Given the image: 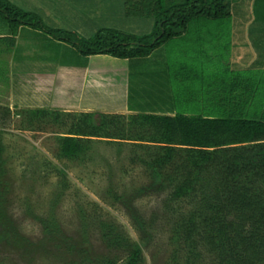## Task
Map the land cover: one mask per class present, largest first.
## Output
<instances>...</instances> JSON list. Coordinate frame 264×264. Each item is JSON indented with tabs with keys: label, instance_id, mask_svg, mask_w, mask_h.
<instances>
[{
	"label": "rangeland",
	"instance_id": "1",
	"mask_svg": "<svg viewBox=\"0 0 264 264\" xmlns=\"http://www.w3.org/2000/svg\"><path fill=\"white\" fill-rule=\"evenodd\" d=\"M232 2L241 6L231 9V17L192 21L189 35L146 60L84 58L75 42L104 28L136 39L149 37L154 19L140 12L154 9L156 0L129 1L133 11H126V18L114 20L115 24L85 19L92 26L83 28L82 19L41 17L53 36L24 26L16 48L6 52L9 46L0 43V264H104L105 260L122 264L128 251L107 245L104 224L114 225L141 246L142 264H167L176 217L166 210L169 190L138 193L151 186L146 169L132 162L135 151L140 155L145 151L130 142L95 139L86 158L69 161L61 158L58 141L68 128L49 119L31 125L28 112L94 113L98 120L101 114L174 116L176 110L168 109H177V103L192 108L188 97L175 101L185 90L186 82L178 76L181 69L199 71L203 61L210 72L224 70L222 62L240 58L241 53L246 61L251 56L264 59V0ZM2 24L0 19V32ZM200 29L205 37L221 41L206 47L205 58H198L197 51L204 46L195 43ZM63 30L78 33L77 38ZM169 70L174 72L172 86L165 78ZM191 85L198 88L196 82ZM161 107L164 110H156ZM114 195L125 196L126 203ZM182 208L189 209L187 203ZM44 222L57 224L60 232L47 234Z\"/></svg>",
	"mask_w": 264,
	"mask_h": 264
},
{
	"label": "trees",
	"instance_id": "2",
	"mask_svg": "<svg viewBox=\"0 0 264 264\" xmlns=\"http://www.w3.org/2000/svg\"><path fill=\"white\" fill-rule=\"evenodd\" d=\"M156 3L154 9L142 8L140 12L154 19L149 37L136 39L115 29H99L92 38L76 40L78 53L84 58L103 55L123 61L150 59L165 45L188 35L192 21L229 18L231 9L241 6L232 0H156ZM126 11L133 10L127 5ZM0 19L4 27L0 43L9 46L6 52L16 48V39L24 26L53 36L36 14L6 0H0ZM62 32L76 38L78 35ZM262 57H258L257 71L250 76H264ZM207 65L202 64L199 71L179 72L186 85L182 84L185 90L179 94L183 98H177L176 102L190 99L194 104L186 108L177 103L174 116L140 113L126 118L101 114L97 120L94 113L74 115L34 110L28 112L29 123L49 119L54 124H64L68 132L58 139L60 156L69 161L86 158L95 139L130 142L134 148L145 151L143 156L135 151L132 162L146 169L151 186L138 193L152 188L169 190L166 210L176 217L167 264H205L206 259L208 264H264V97L257 94L258 98L252 100L240 87L243 85L233 82L238 79L236 75L219 73L222 83H215L218 77ZM169 71L165 78L172 86L170 78L174 72ZM193 82L198 88L209 85L204 100L209 104L197 101ZM254 103L256 109H249L248 105ZM202 106L206 109L196 110ZM2 152L0 147V155ZM114 198L126 203L125 196ZM185 203L188 210L182 208ZM43 225L47 234L60 232L55 223ZM102 231L109 247L128 251L122 264H142L139 244L130 242L112 224H104ZM104 264L119 263L105 260Z\"/></svg>",
	"mask_w": 264,
	"mask_h": 264
},
{
	"label": "crops",
	"instance_id": "3",
	"mask_svg": "<svg viewBox=\"0 0 264 264\" xmlns=\"http://www.w3.org/2000/svg\"><path fill=\"white\" fill-rule=\"evenodd\" d=\"M12 4H14L16 7L20 8L23 11L31 12L36 14L39 18L45 17V18H61V19H82L84 20L82 24H84V27H90L92 26L91 22H88L85 19L89 20H102V21H112V23L115 24L114 20L120 18L124 19L125 12H126V2L127 0H6ZM54 13L53 17L49 16L50 13ZM78 14V15H77ZM91 23V24H90ZM83 30V29H82ZM203 29H200V32ZM199 31V30H198ZM205 31V30H204ZM239 29H234L235 35H239ZM206 32V31H205ZM204 32L202 31V35L198 32L195 37V43L203 45L205 48L209 44H217L218 38H208L205 37ZM190 34V30L188 35ZM200 35V36H198ZM206 35L211 34L207 32ZM240 40L238 39V45ZM247 41V40H246ZM245 41V42H246ZM237 47H240L235 43ZM247 46V45H246ZM202 47V50H198L197 53L198 58H205V54L207 48L205 49ZM209 50V49H208ZM215 52H213V55H215ZM238 53H241L240 48ZM241 53L240 58L228 60L227 62H222L224 70L215 71L213 74L215 77L217 76L218 79L215 80V83H222V80H219V73L222 75H231V76H238L237 80H233L234 83H240V86L244 91L248 92L251 99L255 100L256 98L262 96L264 97V76L262 75L261 78L263 81H261V78H255L253 75H249L250 73H255L258 57L251 56L250 59L246 61L247 57ZM211 57V52H209V58ZM213 58V56H212ZM214 63V61H212ZM204 64L203 61H201V65ZM264 73V71H263ZM247 74V75H246ZM230 76V77H231ZM254 77L251 79V77ZM219 80V81H218ZM230 82L231 79L229 80ZM208 84L205 86H200L197 90L198 99L200 100H206L205 93L206 90L208 91ZM263 93V94H262ZM258 94V97H257ZM191 98L192 95H189ZM175 98V96H174ZM172 99V97H171ZM172 101V100H171ZM176 101V99H175ZM201 101V102H202ZM251 103V101H250ZM172 106V105H171ZM175 106V105H174ZM240 106V105H239ZM249 109H256V104H250L248 105ZM164 107V106H162ZM161 107V109L156 110H166L167 108L164 107V109ZM174 107H171V109L168 110H176L172 109ZM237 108V105H236Z\"/></svg>",
	"mask_w": 264,
	"mask_h": 264
}]
</instances>
